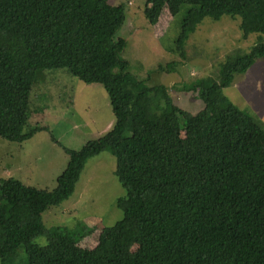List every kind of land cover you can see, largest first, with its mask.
Wrapping results in <instances>:
<instances>
[{
  "label": "trees",
  "instance_id": "obj_1",
  "mask_svg": "<svg viewBox=\"0 0 264 264\" xmlns=\"http://www.w3.org/2000/svg\"><path fill=\"white\" fill-rule=\"evenodd\" d=\"M182 14L175 53L206 18H241L245 39L259 34L249 52L236 51L216 77L175 86L194 92L204 107L183 110L170 88L148 85L121 58L126 40L124 4L109 0H0V137L22 143L7 130L19 105L28 102L38 70L65 69L107 91L114 125L80 150L54 190L14 178L0 179V260L12 264L18 249L24 264H264V130L224 90L236 75L264 58V0H147L152 25ZM175 62L155 71L173 72ZM183 122V123H182ZM103 152L116 159L125 190L116 201L122 218L99 229L97 245L83 249L68 232L47 229L43 213L74 194L87 162ZM87 229V228H86ZM45 236L44 246L35 239ZM17 260V259H16Z\"/></svg>",
  "mask_w": 264,
  "mask_h": 264
},
{
  "label": "rangeland",
  "instance_id": "obj_2",
  "mask_svg": "<svg viewBox=\"0 0 264 264\" xmlns=\"http://www.w3.org/2000/svg\"><path fill=\"white\" fill-rule=\"evenodd\" d=\"M146 2L109 0L111 5L124 4L126 8V22L117 33L126 40L121 58L138 80L149 86L169 87L174 101L183 110L196 114L204 103L194 92L174 87L216 77L227 56L236 51L249 52L259 41V34L245 39L239 17L223 16L220 21L206 18L186 43L187 58L180 59L174 49L182 14L176 18L166 12L158 25H152L144 14ZM171 62H175L173 72L155 71L159 65ZM224 94L264 130V58L246 73L236 75ZM114 121L110 98L102 85L86 84L65 69L38 70L28 102L16 108L7 130L20 136L35 126L42 129L22 143L0 137V179L14 178L40 190H54L69 162L66 149L80 150L106 133ZM115 170L116 159L110 153L90 159L70 199L43 213L46 228L66 230L79 247L94 248L100 228L113 226L122 218L116 201L125 195V190ZM88 218L100 228L87 227ZM35 242L42 246L48 243L45 236ZM26 258L25 250L20 248L12 264H24Z\"/></svg>",
  "mask_w": 264,
  "mask_h": 264
}]
</instances>
